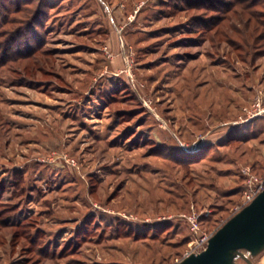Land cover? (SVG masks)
I'll return each instance as SVG.
<instances>
[{"label":"rangeland","instance_id":"obj_1","mask_svg":"<svg viewBox=\"0 0 264 264\" xmlns=\"http://www.w3.org/2000/svg\"><path fill=\"white\" fill-rule=\"evenodd\" d=\"M29 1L0 0L26 10L0 29V264L181 262L194 214L216 233L264 181V0ZM40 4L42 51L5 62Z\"/></svg>","mask_w":264,"mask_h":264},{"label":"water","instance_id":"obj_2","mask_svg":"<svg viewBox=\"0 0 264 264\" xmlns=\"http://www.w3.org/2000/svg\"><path fill=\"white\" fill-rule=\"evenodd\" d=\"M263 251L264 191L218 230L204 251L177 264H238V259L255 264L251 257Z\"/></svg>","mask_w":264,"mask_h":264},{"label":"trees","instance_id":"obj_3","mask_svg":"<svg viewBox=\"0 0 264 264\" xmlns=\"http://www.w3.org/2000/svg\"><path fill=\"white\" fill-rule=\"evenodd\" d=\"M33 4V2H32V0L31 1H29V3H28V6H31ZM254 5H256V2L255 3H253L251 6L249 5H246V9H248V7L250 8H252ZM198 6H200V5H198ZM23 7H22V4H20V7H18L17 9H16V11H11L10 10V7H7L6 5H4L3 6V9L6 11V13H8L7 15H5V16H3L2 15V18H3V22L0 24V29L1 28H3V27H5V26H9V25H15V24H17V23H20V22H17L16 21V18H13V19H9V15H11L12 14V12H13V14H16V15H22V14H24V12L26 11H24V9H22ZM45 8V6L43 5V4H40V5H38L37 6V8L36 9H34L33 11H32V13L30 14L31 16V18H33V22H31V26L30 25H28V24H25L26 25V27H25V29H24V36H23V31L21 30V29H14V31H12V33L14 34V36H15V38H19V39H23L22 37H24L25 38V45H26V52H17V53H12V54H6V56H4V60H5V62H12L13 60H16V59H21V58H23L24 60H28V59H31V58H33V57H35L39 52H41L42 50H41V48H42V46H41V44L39 43H33L32 42V38L34 37L35 39H38V38H40V36L41 35H37V34H32V36H31V34H30V31H34V33L35 32H37L36 30H37V26H39L40 28H42V27H44V25H43V23L42 24H40V17H42V13H43V9ZM235 8H237V6H235ZM252 12V11H251ZM254 13V16H251V17H256L257 15H258V13H255V12H253ZM252 13V14H253ZM28 14H29V11H28ZM27 15V14H26ZM25 15V16H26ZM0 16H1V14H0ZM26 17H24V19H25ZM251 19H253V18H251ZM26 20H27V18H26ZM225 18H223L222 19V22L221 23H218L217 25L219 26V24H222L223 22H225ZM33 26H34V28H33ZM258 26H260V27H263L264 28V26L262 25V24H260V22L258 23ZM259 28V27H258ZM9 32V31H8ZM6 34H8V33H6ZM36 35V36H35ZM13 36V37H14ZM0 37L2 38V35H0ZM40 39H42V37L40 38ZM8 43V42H7ZM10 46V41H9V43H8V46H7V48ZM6 57V58H5Z\"/></svg>","mask_w":264,"mask_h":264},{"label":"built area","instance_id":"obj_4","mask_svg":"<svg viewBox=\"0 0 264 264\" xmlns=\"http://www.w3.org/2000/svg\"><path fill=\"white\" fill-rule=\"evenodd\" d=\"M253 182V180H252ZM250 183L248 185V189L245 193L244 197V208L248 205H250L254 199L262 192L264 191V181L261 183L255 184ZM191 225H192V232L197 234L196 239L192 243L191 251L190 253L186 256H190L192 254L200 253L206 249V247L209 244L210 239L215 235V233H207L205 231H202L200 222H199V217H197L195 214L193 217L190 218Z\"/></svg>","mask_w":264,"mask_h":264}]
</instances>
